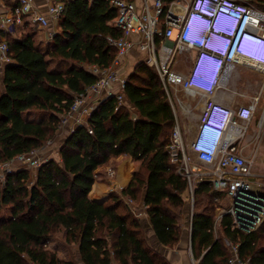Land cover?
Instances as JSON below:
<instances>
[{"label": "trees", "instance_id": "obj_1", "mask_svg": "<svg viewBox=\"0 0 264 264\" xmlns=\"http://www.w3.org/2000/svg\"><path fill=\"white\" fill-rule=\"evenodd\" d=\"M64 1L59 30L49 42L38 41L28 25L15 35L0 31L11 58L0 70V165L43 149L76 95L98 80L90 67L107 69L114 62L109 38L122 36L113 24L116 11L105 0ZM242 1L264 9V0ZM123 94L125 103L117 95L105 98L87 125L69 134L60 161L44 162L33 180L28 168L18 167L0 182V264H75L48 249L62 229L82 264H172L147 242L140 217L123 196L143 201L161 245L180 242L179 218L191 192L167 150L175 114L156 66L147 62L135 65ZM120 157L141 161L139 171L122 195L92 200L100 168ZM194 197L199 210L191 243L198 264H230L228 240L240 244L243 263L264 264V224L245 232L227 214L217 228L225 192L202 181Z\"/></svg>", "mask_w": 264, "mask_h": 264}, {"label": "built area", "instance_id": "obj_2", "mask_svg": "<svg viewBox=\"0 0 264 264\" xmlns=\"http://www.w3.org/2000/svg\"><path fill=\"white\" fill-rule=\"evenodd\" d=\"M48 17L36 9V0H4L0 8V31L16 33L29 21L35 28L48 29L54 22L59 27L66 9L64 0H45ZM94 0H88L92 4ZM117 15L113 24L122 32L120 38H109V43L116 50L113 64L107 69L92 66L91 70L98 75L95 84L83 93L76 95L74 103L59 124L57 131L70 126L75 131L81 125H87L91 113L102 100L117 95L120 104L125 103L123 91L130 73L128 56L137 50L144 54L143 62L156 66L164 84L167 96L175 114V126L167 144L171 161L178 165V173L189 181L191 197L199 182L208 181L216 192H225L230 200L228 207L218 210L216 223L225 215L233 217V226L245 232L257 230L264 224V182L257 180L252 172L258 162L264 133V11L253 2L242 0H105ZM222 23L221 33L212 36V25ZM29 23V24H30ZM244 25L246 37L238 42L234 55L229 59L234 35ZM56 30L48 32L47 42L51 41ZM233 34L231 37L229 35ZM216 42V47L213 43ZM252 45V47H248ZM193 52L195 61L187 75L174 69L175 61L181 54ZM222 55V56H221ZM11 61L9 46L5 39L0 40V70ZM205 65L210 76L203 80L194 79L199 65ZM239 64L257 69L263 80L259 93L250 104L238 110L228 109L218 104L214 98L217 92L226 88L228 81ZM135 65V64H134ZM219 75L217 83L213 76ZM117 85L118 91L113 94ZM180 90L187 97H198L194 103L183 104L173 97L171 90ZM105 96V97H104ZM263 103V104H262ZM196 109L199 112V130L209 123L218 112L230 111L232 120L230 131L226 135L224 146L216 157L201 155L195 152L196 136L191 150L198 162L213 166V170L202 171L193 165L192 159L183 150V134L177 116V107ZM183 114V113H182ZM256 121V132L253 144L249 142L252 122ZM54 144L52 139L41 150L20 155L14 160L1 164L3 175H7L18 167H26L31 171V180L41 165L49 159L42 160V154ZM253 149L246 153V149ZM109 176L115 170H108ZM137 217L144 211L134 210V201L123 196ZM231 252L230 264H245L240 258V244L226 241ZM193 264H197L194 262Z\"/></svg>", "mask_w": 264, "mask_h": 264}, {"label": "crops", "instance_id": "obj_3", "mask_svg": "<svg viewBox=\"0 0 264 264\" xmlns=\"http://www.w3.org/2000/svg\"><path fill=\"white\" fill-rule=\"evenodd\" d=\"M3 3H6V2H4V0H0V7L2 6ZM35 5H36V9L40 12V14H43L46 17H48L47 6H46L47 4H46L45 0H36ZM0 9H1V11L5 12V9H2V8H0ZM29 23L30 22L27 21L26 25L24 27H20L17 32H19V33L23 32V30H25V28L27 27V25ZM31 25L33 26V24H31ZM54 25H55L54 28H52L53 26H49L47 30L36 28L38 30V32H34L35 37L39 36V41L47 42L46 38L48 36V32L53 30V29H54V31L59 30V27L56 25V22H54ZM1 39L3 40L5 38L0 36V40ZM131 54H132V56L137 55L138 57H143V55H144V54H141L140 52H138L137 50H134ZM182 55L183 54L179 55L176 60H178L179 57H181ZM194 61H195V54L193 53V54H191V65H192V63H194ZM90 69H91V67H90ZM174 69H176V68L174 67ZM262 80H263V77H262V74L260 73L259 70L253 69L250 67H246V66H237L234 74L231 76L230 80L228 81L226 88L219 90L217 92V94L215 95L214 100L218 104H220V105H222L228 109H231V110H238L241 107H246L250 104L251 99L259 93L260 87L262 84ZM112 91H113V94L117 93V91H118L117 85L114 86ZM197 100H195V102ZM257 118H258V116L252 122V124H254L257 121ZM67 130L70 131V126L64 128L61 131L58 130L56 132V136L54 139L55 143H57V140H59L61 142L60 144H62V142L69 136V134L72 133V132H68ZM255 132H256V123H255V129L250 130L248 143L251 142V144H253ZM248 148L246 149V153H249ZM58 156H59V158H55V160L60 161L59 152H58ZM262 160L264 161V159H262ZM141 163H142L141 161H136V160L132 159L131 157H120V158H116V159L111 160L109 164L100 168L101 177L94 184L92 192L90 193V198L92 200H96L100 203H103L107 200V198H109L110 196H112L115 193L122 195L121 191L129 185L132 177L139 171ZM199 163H201V162H199ZM201 164H203V163H201ZM112 168L115 170V175L113 177L109 176V174H108V170L112 169ZM255 175H256L257 180L264 182V174H255ZM141 203H142V206L144 208L142 211L145 212L146 209H145V206L143 204V201ZM139 219L142 222V227H143V232L145 234V239L147 240V242H149V244L152 243L155 246V248H153V247L152 248L160 253L161 252L160 249L163 250L166 247L161 245L159 243L158 239L156 238L154 229L152 227L151 221H150L147 213L145 212L144 215H142ZM191 222H190V228H189L190 239H191ZM219 225H220V221L217 222V225H216L217 228ZM61 232H62V236H63L62 239L64 241V244L66 246H69L65 242V233H66L65 229H62L60 231V233ZM53 238L54 237H52L50 239L49 244L54 240ZM191 242H192V240H191ZM225 243H226V241H225ZM150 246H151V244H150ZM73 247H75V245ZM76 253H77L76 254V261L79 264H82L80 261V257H79L78 252H76ZM190 254L192 257V263L191 264H193L194 262H196L198 264V262L194 258L193 252H192V243H191V248H190ZM65 261H67V260H65ZM169 261L172 264H179V262H180V261L178 262L177 260H173V259H170ZM114 264H116V263H114ZM245 264H248V263H245Z\"/></svg>", "mask_w": 264, "mask_h": 264}, {"label": "rangeland", "instance_id": "obj_4", "mask_svg": "<svg viewBox=\"0 0 264 264\" xmlns=\"http://www.w3.org/2000/svg\"><path fill=\"white\" fill-rule=\"evenodd\" d=\"M259 9L264 11V9L262 8H259ZM26 30H32L33 32H38V30L31 24H28V28ZM36 39L39 41V36L36 37ZM191 54H193V52L185 53L181 57H179L178 60L175 61L176 63L174 67L176 68L175 69L176 71L184 75H187L189 73V69L191 67ZM143 59H144V55L143 57H138L137 55L132 56V54H130L127 59L130 72L133 70L136 64H138L139 62H143L142 61ZM171 93L174 98L176 96V98L179 99L183 104L194 103L195 100L198 99V97L190 98V97L185 96V94L181 92L179 89L171 90ZM263 102H264V97H263ZM176 109L178 112L177 116H178V120H179L180 127L182 130V134H183V150L185 151L186 155L192 159L193 165L196 168L201 169L202 171L213 170V166L199 163L196 160V158L193 156L194 153L191 150V144L193 143L194 138L197 135V132L199 130V118H198L199 112L196 109H192L191 111L186 112V110L190 109L187 107H185V110L183 111L180 105ZM255 123L253 124L252 129H255ZM67 131L71 132L69 130ZM171 132L172 131L168 133L169 135L167 137V141H169ZM55 136L53 139H55ZM60 143L61 142L59 140H57V143H55V140H54V144L50 146L49 148H47L45 152H43L42 157H41L42 160L49 159V158L50 159L59 158L58 152L61 146ZM247 143H248L247 140L243 142L244 145ZM252 149H253V145H251L248 148V151L250 152ZM262 159H264V133H263V138H262V146L260 148L259 160L254 165L253 171H252L254 174H264V161ZM4 170L5 168L4 169L0 168V182L2 184L6 180V176L3 175ZM141 202L142 201L137 202L135 206L133 207V209L143 210L144 208ZM229 204H230V200L227 197H223V200H221V203H219V206L222 205V208H223V207H228ZM197 210L199 209L196 208L195 197L192 198L191 196H189L186 206L183 208L180 214V218H179V224L181 228L180 242L174 246L166 247L163 250L160 249L161 251L160 254L165 256L167 260H170V259L177 260L178 262L180 261L179 264H191L192 263V257L190 254L191 239H190L189 228H190V222L192 221V218H193V214ZM2 212H4V214H8L7 210H3ZM59 233L60 232L54 235V238H53L54 240L50 244L48 243L47 245L48 249L55 252L57 256L63 261L67 260V261H72L75 264H79L76 261V254H77L76 247L66 246L62 239L63 237L62 232L60 234ZM150 244H151V247L155 248V246L152 243Z\"/></svg>", "mask_w": 264, "mask_h": 264}, {"label": "clouds", "instance_id": "obj_5", "mask_svg": "<svg viewBox=\"0 0 264 264\" xmlns=\"http://www.w3.org/2000/svg\"><path fill=\"white\" fill-rule=\"evenodd\" d=\"M216 26L217 22H215L211 27L212 36H216L221 33V30ZM244 29L245 26L242 25L238 32L234 35L231 52L228 57L229 59L233 57L237 43H241L246 37H250V34L245 33ZM232 35L233 34L231 33L229 36L231 37ZM238 66L248 67L247 64H239ZM218 79L219 75L214 74L212 81L217 83ZM232 117L233 116L230 115V111L225 110L224 112H218L215 117L211 118L209 123L206 126H203L198 136H196V147L194 151L200 153L201 155L216 157L220 149L224 146L226 135L230 131Z\"/></svg>", "mask_w": 264, "mask_h": 264}, {"label": "bare ground", "instance_id": "obj_6", "mask_svg": "<svg viewBox=\"0 0 264 264\" xmlns=\"http://www.w3.org/2000/svg\"><path fill=\"white\" fill-rule=\"evenodd\" d=\"M216 27H217L218 29H221V27H222V23H220L219 25L217 24ZM216 45H217V43L214 42V43H213V46L216 47ZM248 47H252V45H249V44H248ZM209 74H210V72H209V70L206 68V66L203 65V64H201V65L198 66V68H197V70H196V72H195L194 79H196V80H203V79L208 78V77L210 76Z\"/></svg>", "mask_w": 264, "mask_h": 264}]
</instances>
